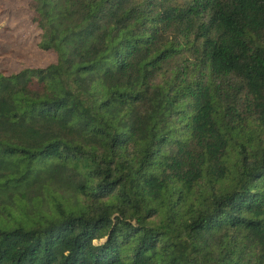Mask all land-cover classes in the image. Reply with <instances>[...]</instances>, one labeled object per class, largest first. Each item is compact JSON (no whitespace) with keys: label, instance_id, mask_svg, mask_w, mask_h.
<instances>
[{"label":"trees","instance_id":"1","mask_svg":"<svg viewBox=\"0 0 264 264\" xmlns=\"http://www.w3.org/2000/svg\"><path fill=\"white\" fill-rule=\"evenodd\" d=\"M45 65L0 59V264H264V0H30Z\"/></svg>","mask_w":264,"mask_h":264},{"label":"rangeland","instance_id":"2","mask_svg":"<svg viewBox=\"0 0 264 264\" xmlns=\"http://www.w3.org/2000/svg\"><path fill=\"white\" fill-rule=\"evenodd\" d=\"M30 0H0V59L7 70L22 63L45 65L53 52L36 45Z\"/></svg>","mask_w":264,"mask_h":264}]
</instances>
